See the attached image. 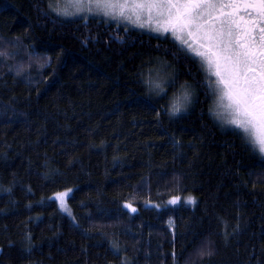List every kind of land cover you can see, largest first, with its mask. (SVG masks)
Instances as JSON below:
<instances>
[{"label": "trees", "instance_id": "trees-1", "mask_svg": "<svg viewBox=\"0 0 264 264\" xmlns=\"http://www.w3.org/2000/svg\"><path fill=\"white\" fill-rule=\"evenodd\" d=\"M49 1L0 0V264H264V156L201 62Z\"/></svg>", "mask_w": 264, "mask_h": 264}, {"label": "rangeland", "instance_id": "rangeland-1", "mask_svg": "<svg viewBox=\"0 0 264 264\" xmlns=\"http://www.w3.org/2000/svg\"><path fill=\"white\" fill-rule=\"evenodd\" d=\"M198 1L50 0L49 9L60 19L95 18L128 26L133 30L171 37L178 46L201 62L211 81L213 115L216 119L223 125L242 132L264 156V97L261 95L264 70L259 66L264 60V43L261 40L255 45L257 55L246 54L251 46L250 42L253 45L252 28L244 22L235 21V18H239L237 15L240 11L234 10L232 5L225 8V2L223 4L222 1L211 3L212 7L204 13L185 17L184 11L191 3L198 5ZM241 1L247 3L242 5L243 11L249 12L255 5L252 0H238L235 6L240 7L238 3ZM232 10V21L235 24L229 21L226 28L221 13L225 12L229 17L228 12L231 14ZM247 15L252 17L251 14ZM263 32L264 29L259 35L261 38H264ZM254 58L258 62H252ZM252 67L254 70H250ZM179 103L178 101L175 105L177 109L182 106ZM70 192L71 190H66L52 196L60 212L65 215L70 214L67 206Z\"/></svg>", "mask_w": 264, "mask_h": 264}, {"label": "flooded vegetation", "instance_id": "flooded-vegetation-1", "mask_svg": "<svg viewBox=\"0 0 264 264\" xmlns=\"http://www.w3.org/2000/svg\"><path fill=\"white\" fill-rule=\"evenodd\" d=\"M193 1H195V0H193ZM221 1H222L223 4L225 2V4H224L225 8L227 6H231L232 5L234 7V10H236L238 12L240 11V14L237 15L239 18H235V21L237 20L238 22H244V23L249 25V28L250 27L252 28L251 33H252L253 38H254L253 39V45H252V42H250L251 46H250V48H249V50L247 51L246 54L250 53L251 55H254V56L257 55L258 51H256L255 45L257 44L258 41H261V40H262V43H264L263 42L264 38L263 37L261 38L259 36L260 33H262V31L264 29V20H263V18H264V1H262V0H252V1L255 2V5H254V7H251L250 11L248 12V11H243L242 10V5L247 4L246 2L242 3L243 1H241V3H238L240 5V7H241V9H240V7H236L235 6V2H237L238 0H199L197 2L198 5L196 3H191L189 5V7L184 11L183 15H185V17H189L190 15H191V17L195 16L196 14L204 12L205 10L209 9L210 7H212L211 3H213V2L214 3L215 2L218 3V2H221ZM193 5H197V6L193 7ZM224 5H223V7H224ZM190 6H191V8H190ZM234 10H232L231 14L228 12V16L229 17H227V14L225 12L221 13V14H223V20H222L223 21V25L226 26V28H228V24L227 23L229 21H232V17H234L233 16ZM247 14H251L252 17L248 16ZM235 21H232V22L235 24ZM234 27H236V26H234ZM257 28H259V29H257ZM263 36H264V32H263ZM238 41L240 42L239 38H238ZM239 50L241 52H243V50H241L240 47H239ZM262 58L264 59V55L262 56ZM256 59L257 58H254L251 61L252 62H258V60L256 61ZM259 66H261L263 68V70H264V60H262L260 62ZM250 70H254V67H252ZM255 70H257V69H255ZM260 78H262V77H260ZM261 85L263 87V89H261V95L264 97V82L263 81H262Z\"/></svg>", "mask_w": 264, "mask_h": 264}]
</instances>
